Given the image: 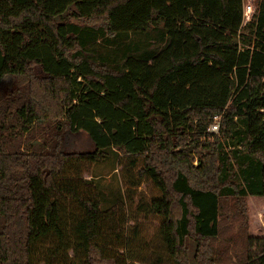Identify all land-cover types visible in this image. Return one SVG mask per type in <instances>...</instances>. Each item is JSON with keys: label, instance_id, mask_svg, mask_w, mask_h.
<instances>
[{"label": "trees", "instance_id": "obj_1", "mask_svg": "<svg viewBox=\"0 0 264 264\" xmlns=\"http://www.w3.org/2000/svg\"><path fill=\"white\" fill-rule=\"evenodd\" d=\"M83 131L95 150L66 151ZM109 156L159 194L103 209ZM248 196L264 197V0L249 21L244 0H0V264H264Z\"/></svg>", "mask_w": 264, "mask_h": 264}, {"label": "rangeland", "instance_id": "obj_2", "mask_svg": "<svg viewBox=\"0 0 264 264\" xmlns=\"http://www.w3.org/2000/svg\"><path fill=\"white\" fill-rule=\"evenodd\" d=\"M254 8L256 0H244V16L248 6ZM253 13V12H252ZM251 13V14H252ZM245 20L246 16H245ZM66 151L68 152H91L96 148L95 143L91 140L86 132H79L75 135L67 134ZM109 158V159H108ZM106 158V161H98L93 168V175L96 176L95 182L100 189L102 197V208L106 209L114 205L118 200L124 198L125 188H133L135 192V204L143 199L150 201L153 197L159 194L158 190L149 180H139L138 187L130 186L128 182L129 176L125 179L127 169L125 164L117 166V163L111 159V156ZM126 163V162H125ZM248 232L255 236H264V197L248 196ZM159 218L156 216H141V230L145 240H150L158 232ZM240 249L243 247L242 240H238Z\"/></svg>", "mask_w": 264, "mask_h": 264}, {"label": "built area", "instance_id": "obj_3", "mask_svg": "<svg viewBox=\"0 0 264 264\" xmlns=\"http://www.w3.org/2000/svg\"><path fill=\"white\" fill-rule=\"evenodd\" d=\"M254 10H255V8H254ZM252 12H254L253 11V7L250 5V6L247 7V10L245 12V16H246L247 21H249L251 19V16L253 14ZM220 120H221V118L220 119L216 118L214 123H212L210 125V127H209L210 132H212V133H218L219 132V130H220ZM195 164H197V161H195Z\"/></svg>", "mask_w": 264, "mask_h": 264}]
</instances>
